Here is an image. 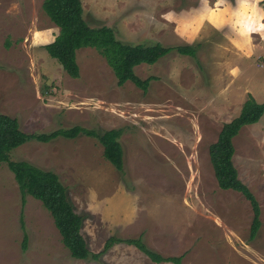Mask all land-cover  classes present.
Segmentation results:
<instances>
[{
    "label": "rangeland",
    "instance_id": "1",
    "mask_svg": "<svg viewBox=\"0 0 264 264\" xmlns=\"http://www.w3.org/2000/svg\"><path fill=\"white\" fill-rule=\"evenodd\" d=\"M43 1L0 0V114L28 134L117 129L122 170L103 157L97 139L82 135L32 140L9 159L58 176L93 253L108 238L141 236L178 264H264V113L232 139L238 178L260 209L254 238L250 203L218 187L208 152L249 95L264 102L262 0H79L89 27H110L123 43L195 47L196 58L171 51L135 66L141 80L154 77L146 91L118 85L89 47L76 51L79 77L70 78L44 48L59 28ZM0 264L175 263L117 243L99 263L72 258L49 212L0 163Z\"/></svg>",
    "mask_w": 264,
    "mask_h": 264
},
{
    "label": "trees",
    "instance_id": "2",
    "mask_svg": "<svg viewBox=\"0 0 264 264\" xmlns=\"http://www.w3.org/2000/svg\"><path fill=\"white\" fill-rule=\"evenodd\" d=\"M42 9L49 20L59 28L53 41L46 44L44 48L48 55L61 65L63 71L70 78L79 77L76 51L85 47L95 49L105 58L117 78L118 85L130 81L143 91L148 89L149 83L154 77L141 80L134 73L135 66L140 64L152 65L171 51L196 58V49L192 45L172 48L163 47L160 44H127L119 41L110 27H89L82 17L83 9L79 0H44ZM262 10L264 13V0H262ZM263 113L264 102L257 103L249 95L242 104L239 115L222 125L217 140L209 146L208 150L218 187L222 190H233L242 194L251 205L252 219L249 239L254 238L259 229L260 209L248 186L238 178L232 160L234 153L232 139L244 126L257 123ZM118 134L117 129L97 133L80 126L59 129L51 133L28 134L19 129L16 118L0 114V163H5L13 173L22 194L30 195L35 200H39L49 212L53 224L61 236L62 244L72 258L99 263L103 252L117 243L137 247L155 263L173 262L178 264V258L163 257L149 249L141 236L128 239L111 237L105 242L102 251L91 252L81 233L82 217L74 211L68 201L66 188L61 184L58 176L50 170L41 169L27 161H12L8 157L12 150L32 140L45 143L59 137L75 139L82 135L97 139L103 148V157L121 171L123 150L118 141ZM21 226H23L22 222ZM24 245L23 248H25Z\"/></svg>",
    "mask_w": 264,
    "mask_h": 264
},
{
    "label": "crops",
    "instance_id": "3",
    "mask_svg": "<svg viewBox=\"0 0 264 264\" xmlns=\"http://www.w3.org/2000/svg\"><path fill=\"white\" fill-rule=\"evenodd\" d=\"M221 33H222V35H224L223 32H221ZM223 38L225 41L230 42V43H231V40H233V39H229L227 36H223ZM240 52L244 55L243 51H240Z\"/></svg>",
    "mask_w": 264,
    "mask_h": 264
}]
</instances>
